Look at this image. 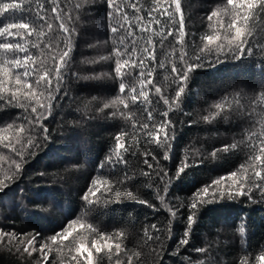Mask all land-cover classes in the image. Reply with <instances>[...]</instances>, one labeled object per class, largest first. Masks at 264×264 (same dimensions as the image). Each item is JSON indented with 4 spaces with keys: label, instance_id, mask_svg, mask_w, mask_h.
Returning a JSON list of instances; mask_svg holds the SVG:
<instances>
[{
    "label": "trees",
    "instance_id": "trees-1",
    "mask_svg": "<svg viewBox=\"0 0 264 264\" xmlns=\"http://www.w3.org/2000/svg\"><path fill=\"white\" fill-rule=\"evenodd\" d=\"M22 7L0 17V27L30 24L0 36L26 49H0V264H260L264 192L255 172L264 167L250 157L264 142V10L226 0H180L179 11L173 0H23ZM237 13L249 16L236 25L245 29L240 39L230 27ZM208 35L220 39L209 43ZM69 47L57 77L53 58ZM26 56L27 78L12 63ZM117 60L129 61L124 93ZM36 72H47L50 85L37 84Z\"/></svg>",
    "mask_w": 264,
    "mask_h": 264
},
{
    "label": "snow or ice",
    "instance_id": "snow-or-ice-1",
    "mask_svg": "<svg viewBox=\"0 0 264 264\" xmlns=\"http://www.w3.org/2000/svg\"><path fill=\"white\" fill-rule=\"evenodd\" d=\"M174 2V5H175V10L176 11H179L180 10V0H173ZM227 4L228 5H232L234 8H238V9H245L247 10V12H253L255 9L257 8H260L261 10H264V0H226ZM22 3H23V0H20V2H17V0H11V2H3V0H0V17H4L6 14L10 13V12H23L25 11V9L22 7ZM108 3L109 5L111 6L112 4V0H108ZM42 7V6H41ZM53 12H55V8L52 9ZM117 10H119V7L117 6ZM28 11H31V9L29 8ZM37 15H39V13H37ZM161 15H168L167 13V9H163L161 11ZM218 15L217 12H213L210 16H209V19H212V16H216ZM41 19H43V17H40ZM249 19V16L248 15H243L241 16L239 13H237V18L233 20V22L230 24V27H234L235 28V37L237 39H240L241 37L244 36V33H245V29L243 27H238L236 26L240 20H243L245 23L247 22V20ZM155 23L159 24V20H156ZM178 23H180L181 25V29L179 31V40H178V43H182L183 41V37H184V33L182 31V28H183V21H182V17L181 19L178 21ZM30 27V24L29 23H25V22H15V23H7V24H4L2 27H0V36H3L5 34H8V35H12V33L10 32L11 29H29ZM124 25L123 24H120L118 27H112L111 28V31L113 33H116L120 28H123ZM61 28L63 29V31L65 33L68 32V29L66 27H64L63 24H61ZM142 30H148L147 28H144ZM128 35L131 36L132 35V32L130 30V26H129V31H128ZM168 35H172V32L171 30H169L168 32ZM204 39H206L209 43L213 42V40H219L220 37L218 35L216 36H213V35H208L206 36ZM120 42L121 44H123V37L120 38ZM135 41L133 40V43ZM162 42V41H161ZM150 43V41H149ZM0 49H6V50H12V49H17L21 52H25L26 49L21 47L20 44H11V43H0ZM71 51V48L69 47L66 51H63L62 55L59 56L58 58L57 57H54L53 59H58L59 60V64L57 65V67L54 69L55 73H56V76L57 77H60V68L62 66H66L67 63H68V58L69 57V53ZM242 51V49H241ZM116 52L117 54H119V49H116ZM144 52L148 54V58H154L153 54H152V50L149 49V48H145L144 49ZM133 53H135V48H133ZM251 53V49H249V54ZM145 57H141V63H140V67L143 68L145 67V65L143 64V60H144ZM31 59L30 56H26L24 58V61L22 63V61L20 59H16L14 61H12V63H14L16 65V67H24L25 68V71L23 73V75L27 78L31 73L29 72L28 70V61ZM102 59H106V58H102ZM181 59H183V56H181ZM129 64V61L128 60H125L123 61V63H121V61L117 60L116 62V67L114 68V71L115 73L117 74L118 78H120L121 80V83H120V93H124L125 92V83L123 82V77L125 75H130V72H126V71H122V69L125 68L126 65ZM132 68H135L136 67V64L133 62L131 65H130ZM161 67H163V65H161ZM172 71L175 72L176 69L175 67L172 68ZM35 75L38 77L37 80H36V83L39 84L41 81H43L45 83V85H50L51 83V80L48 78V73L47 72H44L43 75H40L39 72H36ZM139 75H143V72H140ZM149 75H151V73H149ZM182 79H187V75H186V72L185 73H182ZM148 83H151V80L149 79L147 81ZM16 83L17 84H20L21 81L19 78H17L16 80ZM59 83L60 81L58 80L57 82V90L59 89ZM29 88H31V84L29 83L27 85ZM132 93H136V89L133 88L131 89ZM160 88L159 87H156L155 88V92L156 93H160ZM184 91V88L183 87H180L178 92H177V96H179L181 93H183ZM139 97H143L144 100H147L148 98V92L145 91V90H141L140 93H139ZM139 97L136 95V94H133L131 96V99L133 102H137ZM121 103H123V101H120ZM165 104H168V100L167 99H164L163 101ZM125 107H127V104L124 105ZM104 107H108L107 104L104 105ZM33 112L36 111L35 108L32 109ZM163 116L167 117L168 113L167 112H164L162 113ZM148 116H149V119L152 118V113L149 112L148 113ZM207 119V117L205 118ZM167 121L163 122L158 130H157V133H156V141L159 143V132L162 131L164 129V127H166L167 125ZM143 128L147 129L149 126L147 124H144L142 126ZM149 135L151 136L152 134L149 133ZM117 143H116V150H117V156H119V150L120 149H124L125 148V145L123 142H121L120 140V137L118 136L117 138ZM167 139V137H166ZM251 146V145H250ZM237 147V145L235 143H233L232 145H228V146H225L223 148V151H229L230 149H235ZM259 151L261 153V155H255L253 157H250V159L254 160V161H259L260 162V166L261 167H264V142H262V146L259 148ZM213 155H215V152L213 153ZM164 159H168V156L165 155L164 156ZM145 163L148 164V161L147 159L145 160ZM149 167H151V165L149 164L148 165ZM184 170V167L182 166L180 169H179V172H183ZM179 172L177 173V175H179ZM231 176L232 177H236L237 176V173L236 172H233L231 173ZM255 176L260 178V180L262 181V184L261 185H257L258 188L261 189L262 192H264V174H262V172L260 171H256L255 172ZM223 179V178H221ZM220 181H216V184L219 185ZM203 192L207 193V188H204L203 189ZM238 194H241V195H244V194H247L243 191V188H241V191L238 193ZM85 200H88V196H85L84 197ZM161 199H163L161 197ZM143 202V201H141ZM192 207L195 208L196 207V204L193 203L192 204ZM173 215H175V213H173ZM193 223V219H192V216H189L188 217V226H189V229L191 228V224ZM152 227H155V225H153ZM241 233H243V228H241ZM69 235H71L70 232H65L63 234V238H67ZM53 240H55V237L52 238ZM187 233L185 235L184 238L181 239L180 241V244H183L185 245L187 243ZM117 248H119V245H117ZM80 249L82 251H87V249L85 248V246L83 244L80 245ZM27 251V249H25ZM97 251H100L101 250V247L99 245H97ZM89 257L91 256V252L88 253ZM259 260H260V264H264V254H261L259 256ZM242 264H247V260H244L242 261Z\"/></svg>",
    "mask_w": 264,
    "mask_h": 264
}]
</instances>
